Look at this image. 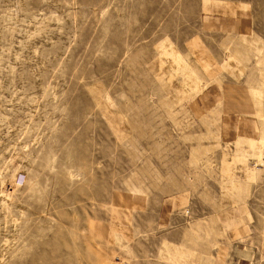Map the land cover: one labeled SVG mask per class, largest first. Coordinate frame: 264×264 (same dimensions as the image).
<instances>
[{
  "label": "rangeland",
  "instance_id": "1",
  "mask_svg": "<svg viewBox=\"0 0 264 264\" xmlns=\"http://www.w3.org/2000/svg\"><path fill=\"white\" fill-rule=\"evenodd\" d=\"M0 264H264V0H0Z\"/></svg>",
  "mask_w": 264,
  "mask_h": 264
}]
</instances>
